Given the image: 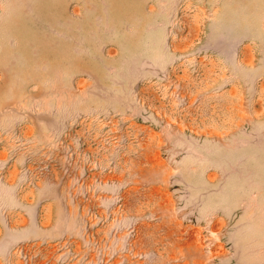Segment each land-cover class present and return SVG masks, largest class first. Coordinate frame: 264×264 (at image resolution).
<instances>
[{
	"label": "rangeland",
	"instance_id": "rangeland-1",
	"mask_svg": "<svg viewBox=\"0 0 264 264\" xmlns=\"http://www.w3.org/2000/svg\"><path fill=\"white\" fill-rule=\"evenodd\" d=\"M21 203L47 263L264 264V0H0Z\"/></svg>",
	"mask_w": 264,
	"mask_h": 264
},
{
	"label": "crops",
	"instance_id": "crops-1",
	"mask_svg": "<svg viewBox=\"0 0 264 264\" xmlns=\"http://www.w3.org/2000/svg\"><path fill=\"white\" fill-rule=\"evenodd\" d=\"M12 186L15 181H6ZM14 184V185H15ZM16 188V196L19 197ZM28 213L24 204L3 210L0 220V264H52L44 259H33L38 242L58 240L59 234L54 231L55 206L48 204L29 206ZM32 212V213H30ZM75 264V263H71Z\"/></svg>",
	"mask_w": 264,
	"mask_h": 264
}]
</instances>
